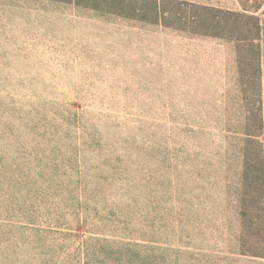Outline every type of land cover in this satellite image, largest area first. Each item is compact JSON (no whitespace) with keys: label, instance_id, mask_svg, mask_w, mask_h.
Segmentation results:
<instances>
[{"label":"rangeland","instance_id":"1","mask_svg":"<svg viewBox=\"0 0 264 264\" xmlns=\"http://www.w3.org/2000/svg\"><path fill=\"white\" fill-rule=\"evenodd\" d=\"M229 54L74 3L0 0V264H114L91 237L151 264H264L238 254Z\"/></svg>","mask_w":264,"mask_h":264},{"label":"trees","instance_id":"2","mask_svg":"<svg viewBox=\"0 0 264 264\" xmlns=\"http://www.w3.org/2000/svg\"><path fill=\"white\" fill-rule=\"evenodd\" d=\"M74 3L143 23L162 25L193 38L210 39L229 50L235 95L241 102L244 118L241 187L237 210L242 230L238 254L264 257V101L263 49L264 0H238L239 8L231 9L192 0H56ZM95 240L90 257L98 253L120 255L114 264H147L156 259L143 250L134 251L132 243L110 247L106 238ZM117 244V243H116ZM88 255V254H87ZM104 264H108L105 262ZM110 264V263H109ZM151 264V263H150Z\"/></svg>","mask_w":264,"mask_h":264},{"label":"crops","instance_id":"3","mask_svg":"<svg viewBox=\"0 0 264 264\" xmlns=\"http://www.w3.org/2000/svg\"><path fill=\"white\" fill-rule=\"evenodd\" d=\"M263 101H264V76H263Z\"/></svg>","mask_w":264,"mask_h":264}]
</instances>
